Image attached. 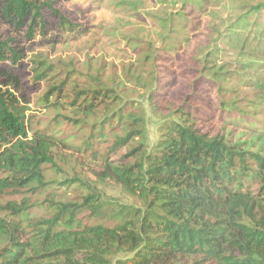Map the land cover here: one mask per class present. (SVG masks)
<instances>
[{
    "label": "rangeland",
    "instance_id": "1",
    "mask_svg": "<svg viewBox=\"0 0 264 264\" xmlns=\"http://www.w3.org/2000/svg\"><path fill=\"white\" fill-rule=\"evenodd\" d=\"M42 1L60 12L44 8L46 36L42 28L29 36L28 23L18 28L0 9V38L22 55L13 70L29 108L30 136L49 135L56 144L44 186L0 197V204L27 207L17 219L32 236L38 233L31 227L53 218L60 203L81 206L74 226L80 229L114 228L120 211L143 208L142 196L100 173L108 163H134L139 157L129 154L141 145L151 152L148 145L159 143L172 118L264 156V9L250 15L254 23H236L264 0ZM88 104L94 112L85 110ZM130 133L134 141L120 146ZM28 143L15 142L0 161L18 162ZM260 172V161L246 157L238 178L243 189L257 194ZM93 194L104 206L100 214L83 206ZM5 244L2 238L0 249Z\"/></svg>",
    "mask_w": 264,
    "mask_h": 264
},
{
    "label": "trees",
    "instance_id": "2",
    "mask_svg": "<svg viewBox=\"0 0 264 264\" xmlns=\"http://www.w3.org/2000/svg\"><path fill=\"white\" fill-rule=\"evenodd\" d=\"M45 7L60 14L48 1L0 2L6 19L18 28L29 24L31 37L39 28L45 34ZM263 9L264 1L252 5L236 23L253 22L250 15ZM65 23L70 22L64 17L62 26ZM21 58L20 50L0 38V156L11 152L4 150L15 142L29 140L18 162L15 158L9 164L0 161V173H6L0 177V197L41 188L45 166L55 163L53 138L41 133L30 136L29 108L24 95L17 93L21 84L13 70ZM6 60L12 67L3 65ZM93 107L88 104L85 110L94 112ZM165 129L159 143L148 145L151 152L141 145L129 154L139 157L134 163H108L100 173L102 179L142 196L143 208L120 211L122 223L114 228L80 229L74 226L81 206L60 203L53 218L31 227L38 233L35 237L17 219L27 207L0 204V240L6 242L0 249V264H264V156L230 146L223 136L204 134L184 117L172 118ZM132 136L118 144H130ZM248 156L260 161L262 185L257 194L243 189L238 179ZM98 198L91 195L83 206L89 204L95 214L102 213L104 206ZM4 212L13 218L3 217Z\"/></svg>",
    "mask_w": 264,
    "mask_h": 264
}]
</instances>
